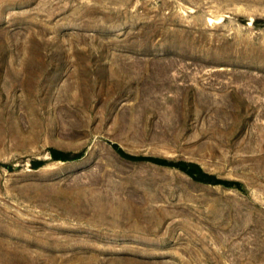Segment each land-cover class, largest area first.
I'll list each match as a JSON object with an SVG mask.
<instances>
[{
	"label": "rangeland",
	"instance_id": "rangeland-1",
	"mask_svg": "<svg viewBox=\"0 0 264 264\" xmlns=\"http://www.w3.org/2000/svg\"><path fill=\"white\" fill-rule=\"evenodd\" d=\"M0 264H264V0H0Z\"/></svg>",
	"mask_w": 264,
	"mask_h": 264
}]
</instances>
